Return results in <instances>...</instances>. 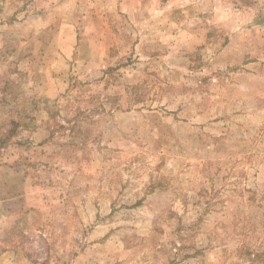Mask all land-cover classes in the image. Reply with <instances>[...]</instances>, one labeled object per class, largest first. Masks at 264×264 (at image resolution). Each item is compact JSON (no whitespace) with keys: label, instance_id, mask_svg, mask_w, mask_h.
Segmentation results:
<instances>
[{"label":"rangeland","instance_id":"1","mask_svg":"<svg viewBox=\"0 0 264 264\" xmlns=\"http://www.w3.org/2000/svg\"><path fill=\"white\" fill-rule=\"evenodd\" d=\"M0 197V264H264V0H0Z\"/></svg>","mask_w":264,"mask_h":264},{"label":"crops","instance_id":"2","mask_svg":"<svg viewBox=\"0 0 264 264\" xmlns=\"http://www.w3.org/2000/svg\"><path fill=\"white\" fill-rule=\"evenodd\" d=\"M10 201V199H5L4 197H0V232H5V236L8 237V231H12V222H10L13 218V209L8 205H5L6 202ZM10 222V224H8ZM5 240L2 234L0 233V263H7L12 259V256L7 253V251L3 248L5 247Z\"/></svg>","mask_w":264,"mask_h":264}]
</instances>
